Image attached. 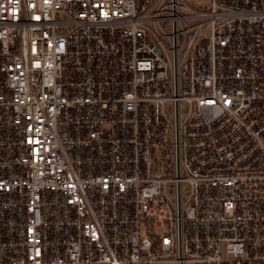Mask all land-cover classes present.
Masks as SVG:
<instances>
[{
    "label": "built area",
    "instance_id": "1",
    "mask_svg": "<svg viewBox=\"0 0 264 264\" xmlns=\"http://www.w3.org/2000/svg\"><path fill=\"white\" fill-rule=\"evenodd\" d=\"M0 264H264V0H0Z\"/></svg>",
    "mask_w": 264,
    "mask_h": 264
},
{
    "label": "rangeland",
    "instance_id": "2",
    "mask_svg": "<svg viewBox=\"0 0 264 264\" xmlns=\"http://www.w3.org/2000/svg\"><path fill=\"white\" fill-rule=\"evenodd\" d=\"M206 2H208V3H209V0H206Z\"/></svg>",
    "mask_w": 264,
    "mask_h": 264
}]
</instances>
